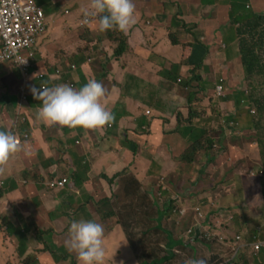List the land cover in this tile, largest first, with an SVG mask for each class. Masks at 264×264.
Returning a JSON list of instances; mask_svg holds the SVG:
<instances>
[{"label": "crops", "instance_id": "0c3cea01", "mask_svg": "<svg viewBox=\"0 0 264 264\" xmlns=\"http://www.w3.org/2000/svg\"><path fill=\"white\" fill-rule=\"evenodd\" d=\"M35 1L46 13L47 31L34 47L29 72L24 78L0 68V130L21 138L26 133L29 137L22 139L19 151L0 163L3 181L0 216L3 225L8 227L6 233L0 230V264L69 263L72 255L77 257L64 243L69 224L73 220L92 219L102 225L100 215L95 212V203L100 200L108 199L107 204L102 203L104 215L108 212L105 217L110 218L106 222L114 218L116 225V218L129 222L141 218L136 215H144L143 209L149 206V196L153 198L152 191L156 188L152 184H156L160 175L167 178L172 173L176 179L192 176V167L175 159L189 147L200 129L217 120L208 98L215 99L218 80H224L227 96L243 89L244 71L236 25L230 21L233 0H133L135 22L123 31L127 51L119 59L113 56L116 46L98 30L95 16H88L91 22L85 29L79 27L85 13L91 11L90 0ZM238 4L240 8L264 15V0H240ZM44 6L50 7L51 15ZM173 16L178 17L175 29L181 41L179 46L184 42L192 44L190 63L202 66L203 77L199 94L202 118L190 126L177 128V133H171L177 118L183 121L188 116V102L178 88V80L187 76L188 68L179 65L181 48L171 45L167 38ZM185 28L191 33H186ZM89 35L94 41H90ZM59 67L62 73L56 78L54 69ZM164 67L175 73L176 81L166 77L168 72ZM42 72L47 76L39 79L37 74ZM88 79L103 85L102 102L113 115L110 123L82 128L37 119L42 100L33 95L32 88L67 83L78 89ZM23 84L26 85L24 97L19 93ZM234 106L233 99L219 102L222 113L232 112ZM161 116L170 117L166 120L167 132H163ZM222 129L216 134L228 146L222 154L243 164L251 163L253 168L257 159L260 160L256 144H250L246 138L231 140L232 133L241 131L232 128L230 123ZM215 168L212 164L202 175L195 176L197 184H192V204L200 202L222 232H234L233 228L238 227L232 225L234 218H252L254 214L259 219L254 226L262 237L263 209L259 211L264 202L262 185L251 182L254 197L258 196L261 201L252 215L234 214L244 209L241 200L251 203L252 195L248 196L246 188H240L238 182L243 174L238 169V181L233 180L227 186H233L235 192L223 193L221 181L227 168ZM115 175L118 177L111 184L103 178ZM61 177L69 179L64 188L47 186L49 181ZM132 178L139 180L141 186L130 199L124 192ZM238 189L244 191L242 195ZM215 202L229 205L218 208ZM227 210L233 218L231 224L224 218ZM212 211L221 218H214ZM111 231L104 230L106 247L112 245ZM166 232L165 245H160L163 250L157 254L156 261L143 264H172L177 259L179 241L172 231ZM236 234L248 240L246 234L240 231ZM45 245L49 251L43 252ZM203 245L206 254H210L209 247ZM50 251H55V257ZM192 251H195L193 246ZM33 256L35 259L30 261Z\"/></svg>", "mask_w": 264, "mask_h": 264}, {"label": "clouds", "instance_id": "9594fccd", "mask_svg": "<svg viewBox=\"0 0 264 264\" xmlns=\"http://www.w3.org/2000/svg\"><path fill=\"white\" fill-rule=\"evenodd\" d=\"M35 4L39 9L42 10L44 15V20L46 23L45 32L37 39L38 40L45 35L47 31V17L44 10L38 6L36 1L34 0ZM90 7L91 11L85 13V18L79 23V27L86 28L91 20L88 16H95L97 17L98 23V30L104 31L109 30L112 28H117L121 31L127 30L134 22H135V5L133 0H90ZM233 22V21H232ZM234 23V22H233ZM237 28V24L234 23ZM235 28V29H236ZM106 38V37H105ZM237 39V46H238V38ZM36 42V44H37ZM36 44L30 49L32 56H27L24 54V57L28 61V65L26 67H21L14 62H4L8 64V67L12 65L16 66V70L12 71L16 76L22 75L24 78L26 77L27 73L29 72L32 61L34 60V47ZM127 47L119 54V56H113L115 59H119L124 53H126ZM239 51V47H238ZM240 55V54H239ZM241 58V56H240ZM242 63V60H241ZM243 67V64H242ZM72 69H75V66H71ZM18 69V70H17ZM244 71V81H243V89L239 92L234 93L231 96H227L226 89L223 85L224 80H218L219 84L215 87V94L214 97H209V104L210 106L214 107L216 110L217 122L211 124L210 126L203 127L197 133L199 134L198 141L203 139L201 134L203 129L207 130L210 127L215 128L214 131L209 132V136H211L214 141L216 138V134H220L219 131H223L224 124L230 123V126L238 131H243L244 133H249L251 130H254V125L249 128V124L247 123H238L235 119L240 116V112L237 110L238 107V99L236 100V95L240 94L239 99L244 100L243 92L245 93L247 90V82H246V74ZM62 73V68L54 69V75L56 78ZM47 76L46 72L38 73L37 77L39 79H43ZM202 76V72H201ZM166 77L169 80H175L176 77ZM181 83V79L178 80ZM203 81V77H202ZM178 83V88L183 92L181 84ZM169 85H171L169 83ZM245 86V87H244ZM33 95L36 98H41L42 102L40 107L36 112L37 119L46 122V123H58L62 125H67L69 127H82V128H94L104 126L106 123H110L113 119L112 113L105 107L103 104V98L105 96V89L103 85L95 80V79H88L83 85H81L78 89L73 88L72 85L67 83L57 84L52 87H45L41 86V88H32L31 89ZM19 93L21 96H25L26 94V85L23 84L20 87ZM185 93V91H184ZM183 93V94H184ZM184 97L186 98L185 94ZM233 99L235 104L234 109L232 112H224L222 113L219 110V102H223L226 100ZM187 100V98H186ZM202 101V99H201ZM198 102L197 113L199 114L198 117L196 116L195 120H200L202 118V113L200 112ZM188 107V104H187ZM186 107V108H187ZM146 114H149V111H146ZM163 116H161L162 118ZM170 118V117H168ZM111 125H109L110 127ZM187 125H183L181 127H185ZM189 126V125H188ZM179 127V129L181 128ZM28 135L25 133L23 137L16 134H12L5 130H0V163H4L8 160L10 155L14 154L15 152L21 149V142L22 139H27ZM29 138V137H28ZM19 141V142H18ZM193 143V141H192ZM191 143V144H192ZM190 144V145H191ZM189 145V146H190ZM214 159V157H213ZM212 159V160H213ZM200 169V170H199ZM204 173V167L199 168L197 161L192 168V176L188 178V184L192 181L196 180L195 176L202 175ZM165 176V175H164ZM253 176L262 178L264 177V170L257 169L253 172ZM166 177V176H165ZM183 178L182 176H179ZM258 178V179H259ZM192 179V180H189ZM62 182L60 185L59 183ZM185 182V181H184ZM197 182V180H196ZM261 184V179L258 181ZM69 183V179L66 177H61L58 179H53L47 183V186L52 189H62ZM159 188V185L156 186ZM166 186H162L160 191L169 190ZM3 189V181L0 177V193ZM263 192L264 188L262 187ZM160 192H158L157 198L156 194H154V198L157 201L158 205L162 202ZM177 194L174 198V201H177ZM160 197V198H159ZM149 198H151L149 196ZM182 199V197H180ZM160 201V202H159ZM264 211V210H263ZM177 209H174L172 213L175 216ZM180 212V211H179ZM182 217L178 218H185L186 210L180 212ZM192 215L193 220L188 221V225H186L185 230H187L188 235L192 232V239L194 240H201L204 244L209 247L210 254L206 257H196V258H189L183 264H242V252L245 248H252L251 255H249V259L252 264L255 261L259 263L262 262L260 260V255L262 251L264 252V246H261L260 249L257 251L255 249V244L264 243V237L261 238V235H256V240L249 241L245 239L242 235L236 234L234 231L233 233H229L228 231L222 232L220 230V226L216 225V221L213 218H209V212H206L200 202H195L192 204ZM225 221L231 224L233 218L231 217V212L229 210L226 211L224 216ZM157 220V219H156ZM117 224V221H116ZM264 226V225H263ZM6 226L3 225L0 216V230L3 233H6ZM104 230L106 227L102 222V225L95 220L92 219H79L73 220L70 222L68 227V235L65 239L64 243L65 246L70 250L74 251L77 254V257L74 256L75 259H78L79 264H105V257H106V245L104 240ZM184 230V229H183ZM145 239L148 237V232H145ZM179 241V246L184 245L185 243L181 240ZM186 245H190V243H186ZM166 249V248H164ZM178 251V250H177ZM175 255H178V252H175ZM210 257V258H209ZM73 258V257H71Z\"/></svg>", "mask_w": 264, "mask_h": 264}, {"label": "rangeland", "instance_id": "374dc122", "mask_svg": "<svg viewBox=\"0 0 264 264\" xmlns=\"http://www.w3.org/2000/svg\"><path fill=\"white\" fill-rule=\"evenodd\" d=\"M46 2V0H44ZM45 11L50 14L51 9L49 6H44ZM74 12V11H72ZM51 15V14H50ZM68 19L71 20V17L68 16ZM3 70L9 69L8 64L4 63L0 66ZM1 70V69H0ZM18 70V69H17ZM10 72V69H9ZM11 73V72H10ZM183 119V125H192L193 122H195V119H192L190 123L186 122L187 117L182 118ZM216 136V135H215ZM199 134H195L193 142L196 140L198 141ZM229 138L233 141L241 140L242 138H246L249 140V143H255L257 146V150L259 153V148L264 146V118L261 117V120L256 123L255 129L251 130L249 133H244L243 131L237 132L236 134L232 133ZM203 140L201 139L200 142ZM199 142V144H200ZM258 142V144H257ZM206 146L207 149L206 150ZM192 147L199 148L195 153H192ZM227 143L220 142L217 138H215V141L210 146L209 143H205L203 145L199 146H191L190 152L192 153V157L194 160L197 161L198 167L202 168L204 167V172L207 170V167L211 166L212 164L215 165L216 168H227L223 170L222 172H225L222 178V185L224 187H221V190L223 193H234L233 186L227 187L230 184L233 183V180L239 179L236 175V170H240L242 175V178L239 179V186L241 189H247L248 196L252 195L251 203L249 204L247 202L242 201L244 203V209L240 210V213H234V214H241L244 212H247L248 215H252V210L255 211L257 205L261 203L260 198L257 196V198L254 197V187L251 182L254 184L258 183L259 179L263 180L264 177L259 178L256 176H253V172H255L257 169H263L264 170V164L260 160L257 159L256 163H254V167L252 168L251 163H242V161H235L233 159L225 157L222 153L227 149ZM214 157L213 160H209L210 158ZM254 156L252 155V160ZM231 165V166H230ZM215 168V169H216ZM200 170V169H199ZM221 177V175L219 176ZM259 178V179H258ZM183 180L185 182H183ZM192 180V179H189ZM188 179L186 177H179L176 179L174 177V174L170 173L169 177H165L164 175H160L157 178L156 184H152L154 186L158 187H152L155 188L152 191V194H156V198L158 195V192H160L162 186H170L169 190H166V195L161 196L162 202L160 203V206L158 209L163 210L167 209L170 211L167 213L165 218H161L160 225L162 226L161 229L156 230L155 227L157 226V218L158 213L155 207L150 206L146 207V209H143L144 215H136L135 220L133 219L131 222L129 220L122 221L120 218H116L117 224L115 225V219L112 218L110 220V227L109 229L112 230L109 235V240L111 241V246L106 247V257H105V264H143L146 261H156L157 254L160 255V252L163 250L160 245H165L166 231H172L175 234V238L181 240L185 244L178 247V257L175 261H172V264H183V262H186L189 258H196L203 256H209V254H206L205 250L206 248L203 245V242L199 240L192 239V232L190 235H188L187 230H185L186 225H188V221L191 220L192 223V181L188 184ZM194 184L196 183V180L194 181ZM241 184V185H240ZM208 188V187H207ZM145 190V189H144ZM151 192V191H150ZM162 192V191H161ZM238 192L242 195L244 191ZM146 193V192H145ZM252 193V194H251ZM179 195L177 197V201H174L176 195ZM234 195V194H233ZM182 197V199L180 198ZM243 197V196H242ZM160 198V197H159ZM160 202V201H159ZM239 201H235L234 203H238ZM216 207L218 208H226V206H222L220 203H216ZM124 208V207H123ZM264 210V202L262 203L260 209ZM174 209H177V212L174 214L172 211ZM232 209V208H231ZM183 210H186L185 218H178L182 217L180 212H183ZM180 211V212H179ZM225 211V210H224ZM146 212H148V215L146 216ZM222 212V211H221ZM136 213H140L137 211ZM211 215L214 216V218H221L219 217L215 211L211 212ZM135 217V216H132ZM248 219L250 220L248 222ZM263 222V218H260ZM258 218L253 214L252 218H244L243 216H238V218H234L232 225H238L237 228H233V231L247 234V230H249L251 233V229L249 226V223H254L253 227L255 225V222H258ZM222 221V220H220ZM128 224L127 226H124L122 224ZM217 225V224H216ZM241 227V228H240ZM184 229V230H183ZM148 232V237L145 239H142V234ZM263 238V237H261ZM186 243H190V245H186ZM147 248V253L145 254V247ZM192 246L195 248V251L193 253ZM72 253H75L74 251H71ZM148 256V257H147ZM73 258L69 260V263L67 264H79L78 259ZM210 258V257H209ZM264 262V260H263ZM261 264V263H259Z\"/></svg>", "mask_w": 264, "mask_h": 264}, {"label": "trees", "instance_id": "16d2710c", "mask_svg": "<svg viewBox=\"0 0 264 264\" xmlns=\"http://www.w3.org/2000/svg\"><path fill=\"white\" fill-rule=\"evenodd\" d=\"M240 0H233L231 3V10H230V21H233L234 23L237 24V28L235 29V35L238 38V47H239V54L241 56L242 64L245 70L246 74V84H247V90L244 93V100H240V94L236 95V100L238 99V107L237 110L240 112V116H238L235 121L238 123H247L249 124V128H251L255 125L257 122L261 120V117L263 116L264 118V15L256 14L253 12H250L246 8H240L239 7V2ZM97 19V17H96ZM178 17L173 16L172 24L168 27L167 31V38L168 41L171 45L173 46H179L181 41L178 38V32L175 29L176 26V21ZM186 33L190 32L185 28ZM191 33V32H190ZM103 35L106 38H109L111 40V43L114 44L116 47L114 48V56H119L121 52L124 50L125 47H127V42H126V37L123 35V31L117 29V28H112L109 30H104ZM90 37V35H89ZM91 38V37H90ZM90 41H94L92 38ZM185 44H181V55H180V60H179V65L187 67V76L183 79H181V86L182 89H184L183 93L186 95L187 102H188V107H187V119L186 122L190 123L193 118L196 116L198 117L197 113V103L201 102V98L199 97V94L201 93L202 89L200 84L202 83V66L200 64H191L190 63V53L192 51V44L190 42H184ZM35 52L33 53V55ZM4 64L0 62V66ZM176 66V65H175ZM1 68V67H0ZM16 66L12 65L9 67L10 72L16 70ZM167 68V76L175 78L174 72H171V69L169 67H164V70ZM9 69H5L8 73ZM212 107V106H211ZM214 108V107H212ZM214 113L216 115V110L214 108ZM217 117V116H216ZM162 126H163V132L166 131V120L168 119L167 117L163 116L162 118ZM217 120L211 121V124L216 123ZM183 121H180L179 118H177V125L175 126L174 131L171 133H177L179 127H181ZM215 128L210 127L207 130L203 129V132L201 134V137L203 138L202 142L196 140L183 152L181 153L175 161L192 167L195 164V161L192 157V153H195L199 148H193L192 147V153L190 152V147L191 146H199L203 145L205 143H209L210 146L213 144L214 139L209 136V132L214 131ZM167 132V131H166ZM200 142V144H199ZM258 144V142H257ZM259 148V155L261 156V161L264 164V146ZM206 150L207 146H206ZM213 159L210 158L209 160L211 161ZM118 176L115 175L113 178H108L107 176H103V178L111 184ZM127 187H125V195L129 196L130 199H132L135 196V193H138L140 190V182L139 180H136L135 178H132L127 182ZM261 185L264 188V179L261 180ZM161 195H166V191H160ZM141 195V193L139 194ZM149 206H153L156 208L157 213H158V218H157V226L155 227L156 230H159L162 228L160 225V220L161 218H165L167 216L166 214L169 213L167 209L160 210L159 205L157 201L154 198H149ZM107 204L108 199L106 200H100L95 203V212L98 213L101 217L102 222L104 223L105 227L109 229L110 223L106 222V218L108 216V212L104 215L102 203ZM103 212V214H102ZM148 215V212H146V216ZM106 216V217H105ZM249 222V221H248ZM263 222H264V211H263ZM254 223H249L250 229L252 233L247 230L246 237L248 238L249 241L252 242V240H256V235H260L258 229L256 227H253ZM124 226H127L128 229V224H122ZM264 225V223H263ZM241 228V227H240ZM8 229V227H7ZM165 233L166 230H162ZM246 233V232H244ZM253 239H252V235ZM169 235V233H168ZM264 237V235H263ZM172 245V244H170ZM48 247V246H47ZM46 245L43 247L42 251L44 250L49 251L47 249ZM145 247V246H144ZM252 249V248H251ZM250 248H245L242 252L241 258H242V264H252L249 255H251L252 251ZM145 251L147 253V248L145 247ZM51 252V251H50ZM52 255L55 257V251L51 252ZM145 253V254H146ZM147 255H149L147 253ZM148 257V256H147ZM260 260L263 262L264 260V252L262 251L260 255ZM30 261L35 259V256L29 258ZM25 264H28L27 262Z\"/></svg>", "mask_w": 264, "mask_h": 264}, {"label": "built area", "instance_id": "2783aa9c", "mask_svg": "<svg viewBox=\"0 0 264 264\" xmlns=\"http://www.w3.org/2000/svg\"><path fill=\"white\" fill-rule=\"evenodd\" d=\"M45 27L43 12L34 0H0V62L26 67L24 54L32 56L30 49ZM261 246L264 243L255 244V249L258 251Z\"/></svg>", "mask_w": 264, "mask_h": 264}]
</instances>
